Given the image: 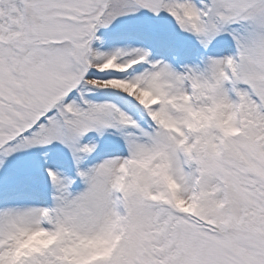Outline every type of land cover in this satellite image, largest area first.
Segmentation results:
<instances>
[{"label":"snow or ice","instance_id":"snow-or-ice-1","mask_svg":"<svg viewBox=\"0 0 264 264\" xmlns=\"http://www.w3.org/2000/svg\"><path fill=\"white\" fill-rule=\"evenodd\" d=\"M0 264H264V0H0Z\"/></svg>","mask_w":264,"mask_h":264}]
</instances>
